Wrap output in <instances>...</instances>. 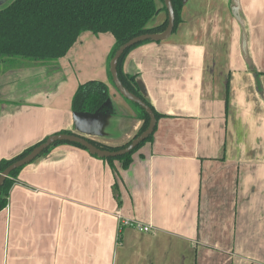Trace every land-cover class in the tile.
Masks as SVG:
<instances>
[{"label": "crops", "instance_id": "crops-1", "mask_svg": "<svg viewBox=\"0 0 264 264\" xmlns=\"http://www.w3.org/2000/svg\"><path fill=\"white\" fill-rule=\"evenodd\" d=\"M174 32L122 64L160 115L151 138L126 168L67 142L22 166L0 210V264H264V0H184ZM113 44L86 31L55 61L2 62L0 160L64 131L107 146L135 136ZM87 80L108 87L88 125L71 109ZM116 212L150 230L120 228Z\"/></svg>", "mask_w": 264, "mask_h": 264}, {"label": "trees", "instance_id": "trees-1", "mask_svg": "<svg viewBox=\"0 0 264 264\" xmlns=\"http://www.w3.org/2000/svg\"><path fill=\"white\" fill-rule=\"evenodd\" d=\"M157 1L162 3L160 8ZM170 2L174 12L172 31L174 32L181 22L184 0H170ZM160 10L165 13L163 22L157 26H150V20ZM166 25L167 10L163 0H8L7 3L0 6V67L2 62L8 58H19L32 62L55 61L67 53L81 33L89 31L93 34H112L114 44L108 55L109 70L111 58L125 41L143 33L162 32ZM150 41H142L125 50L118 59L117 73L122 84L130 92L144 100L152 108L155 117L158 118L159 113L140 93L134 77L122 72V64L127 53L132 48ZM107 100L108 87L106 83L100 80H87L80 83L75 89L71 98V109L74 112H102L107 110ZM129 102L136 109L138 118L142 120L136 136L146 129L149 117L138 104ZM63 133H68V131ZM152 133L130 152L117 157L102 158L110 163L118 160L121 162V166L126 168L132 160V154L151 138ZM88 141L98 148L111 151L123 148L129 143L128 141L120 146H107L91 139ZM58 143L63 142L53 143L40 155L47 153L51 146ZM71 144L82 147L76 143ZM35 145L27 147L10 159H1L0 172L13 161L27 154ZM21 168L12 170L1 184L0 210L6 205V196L13 184L12 178Z\"/></svg>", "mask_w": 264, "mask_h": 264}, {"label": "water", "instance_id": "water-1", "mask_svg": "<svg viewBox=\"0 0 264 264\" xmlns=\"http://www.w3.org/2000/svg\"><path fill=\"white\" fill-rule=\"evenodd\" d=\"M164 5L167 10V25L165 29L162 32L158 33H143L136 35L127 41H125L122 45L118 47V49L115 51L113 57L111 58L109 62V72L111 76V80L113 82L114 87L116 90L120 93V95L124 98H126L129 101H132L136 104H138L144 111L147 113L149 117L148 125L144 131H142L140 134L134 136L129 143L124 146L123 148L117 149V150H106L96 147L94 144H92L90 141L85 139L82 136L73 134V133H56L54 135H51L49 137H46L44 140H42L40 143L35 145L27 154L22 156L21 158L13 161L10 163L3 171L0 172V186L5 180L7 176H9L10 172L16 168L22 167L28 163H30L32 160H34L38 155H40L45 149H47L50 145H52L55 142H68V143H76L82 146L83 148L87 149L91 154H94L99 157H117L121 156L123 154H126L130 151H132L139 143L144 141L154 130L155 123H156V117L152 110V108L140 97L136 96L132 92H130L120 81L117 73V63L119 57L123 54L125 50L130 48L131 46L138 44L145 40H151V41H162L167 39L173 31L174 27V12L173 7L170 2V0H163ZM232 12L234 17L237 21H241V18L239 16L238 12V5L232 6ZM243 48L244 52L246 50V40H243ZM99 113V111L94 113H88V112H75V114L79 117L80 121L87 120V125L92 121V118L94 115Z\"/></svg>", "mask_w": 264, "mask_h": 264}, {"label": "built area", "instance_id": "built-area-1", "mask_svg": "<svg viewBox=\"0 0 264 264\" xmlns=\"http://www.w3.org/2000/svg\"><path fill=\"white\" fill-rule=\"evenodd\" d=\"M116 217H117L118 225L120 228L130 226V227H134L137 230H140L143 232H147L150 230V225H144L134 219L123 217L119 212H116Z\"/></svg>", "mask_w": 264, "mask_h": 264}, {"label": "rangeland", "instance_id": "rangeland-1", "mask_svg": "<svg viewBox=\"0 0 264 264\" xmlns=\"http://www.w3.org/2000/svg\"><path fill=\"white\" fill-rule=\"evenodd\" d=\"M157 4L159 5V8L162 6V3L160 2V1H157ZM162 12H163V14H164V11L163 10H161ZM165 16V15H164ZM175 33V32H174ZM173 35V34H172Z\"/></svg>", "mask_w": 264, "mask_h": 264}]
</instances>
